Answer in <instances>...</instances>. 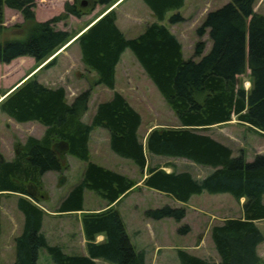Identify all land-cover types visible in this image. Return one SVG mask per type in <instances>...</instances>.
<instances>
[{"label": "trees", "instance_id": "1", "mask_svg": "<svg viewBox=\"0 0 264 264\" xmlns=\"http://www.w3.org/2000/svg\"><path fill=\"white\" fill-rule=\"evenodd\" d=\"M98 1L108 4L113 0ZM144 1L156 20L129 36L118 24L114 8L74 34L55 25L62 15L37 19L36 0H0L1 62L29 55L37 63L51 57L46 63L50 66L57 61V51L76 40L83 62L96 73L94 82L71 100L64 85H48L35 74L0 100L1 110L17 121L39 120L46 126L42 136L29 135L19 144L14 158H0V193H20L17 206L24 215L23 229L15 237L16 257L4 264H40L43 247L56 264H103L97 258L115 264H148L146 250L135 245L121 212L112 205L136 187L137 181L91 158L90 141L97 126L109 131L110 146L117 154L133 159L142 170L147 168L143 183L148 187L183 202L205 190L230 192L239 200L245 197L243 216L227 217L212 226L220 260L179 248L181 264H264L258 251L264 232L257 224V220L264 219V152L248 159L243 150L235 154L230 145L200 130L227 122L234 115L264 130V13L255 9L256 0H228L210 9L198 27L200 35L209 34V50L206 41L200 39L194 56L185 57L182 41L163 21L170 10H177L170 15V22L184 19L180 8L186 0ZM5 6L19 10L23 20L6 24ZM71 13L80 16L83 10L75 2L66 1L63 16ZM128 48L180 121L177 126L154 127L146 143L139 134L140 111L116 89L117 64ZM248 68L252 85L246 89L239 75ZM97 84L114 92L98 102L87 122L83 114ZM56 141L63 143L69 154L87 162L82 178L62 198L58 210L84 209L87 188L109 203L105 209L82 214L87 254L65 251L62 245L49 242L42 229L45 210L40 203L46 192L43 176L49 170L62 171L65 167ZM146 150L211 165L213 170L204 177H196L189 169L174 167L168 171L162 164H150ZM186 213V206L170 203L145 209L146 216L153 219L172 217L181 221ZM177 230L188 233L191 225L184 223ZM101 233L105 238L98 241Z\"/></svg>", "mask_w": 264, "mask_h": 264}, {"label": "rangeland", "instance_id": "2", "mask_svg": "<svg viewBox=\"0 0 264 264\" xmlns=\"http://www.w3.org/2000/svg\"><path fill=\"white\" fill-rule=\"evenodd\" d=\"M66 1L75 2L83 10V14L79 16L71 13L63 16ZM226 1L228 0H187L186 5L180 8L185 18L178 22L169 21L170 15L177 10L168 12L163 22L182 41L185 57L194 56L196 43L200 39L206 41V51L209 50L211 46L209 34L200 35L198 27L202 24L210 9L219 7ZM36 2L37 19L43 20L62 15L55 25L59 28L68 29L74 34L83 31L89 22L95 21V18L112 8L117 12L119 25L129 36L137 35L148 23L156 20L155 15L144 0H113L108 4L101 3L98 0H36ZM255 9L264 13V0H256ZM22 20L23 15L19 10L5 6L6 24L12 25ZM74 38L76 37L72 39ZM72 41L57 51V54L59 53L57 61L50 66L46 63L51 57L41 63L31 60L33 59L32 56H19L9 63L0 61V95L11 86H15L21 80H24V76H27L26 72H33L34 70L33 75L35 74L42 82L51 86L64 85L67 88L69 99H73L78 92L94 82L96 73L83 62L78 41ZM39 65L40 67L35 69ZM239 81L246 89L251 87L249 68L245 73L239 75ZM116 89L125 93L132 103L141 110L143 122L140 136H143L142 134L149 127L153 126V129L154 127L162 128L174 125L179 119L130 48L123 54L117 68ZM113 92L114 89L104 84L95 85L91 94L92 99L89 102L90 108L85 114V119L90 121L98 104L97 102L110 98ZM45 128V125L39 120L17 121L0 108V158H14L17 148L26 141L29 135H42ZM200 130L210 133L230 145L235 154L243 150L248 159H252L256 153L264 152V130L241 122L236 115L227 122L214 124ZM107 134L108 132L105 133L104 129L94 131L91 143V158L99 163L106 164V166L116 168V170L128 174L139 182V185L137 184L115 207L121 212L132 240L135 242L136 238L137 245L148 250V263L181 264L178 256L179 248L218 260L219 255L211 235L212 226L221 223L227 217L242 216V199H237L230 192L210 193L205 190L193 194L184 205L187 207V213L180 222L170 217L149 218L145 214L146 208L160 206L165 203L178 205L176 203L178 201L155 188L144 186L143 171L133 159L116 153V156H112ZM55 145L65 167L62 171L49 172L45 175L44 190L46 192L44 191L41 203H46L50 208L55 206L57 202L55 198L59 197L68 188H72L82 178L87 164L85 160L75 155H69L63 143L56 141ZM149 158L150 164L159 163L176 166L179 169H189L196 177H204L213 170L211 165L197 163L184 157L151 154ZM39 192L41 193L40 190ZM85 193V206L87 208H96L107 201L93 189L87 188ZM17 195L11 192L0 193L2 247L0 264L12 261L16 257L14 238L20 232L22 225L21 212L17 206ZM70 220L76 227L74 235L76 236V251L78 252L84 245V237L80 235L79 217L73 215ZM184 223H189L191 230L182 234L178 232L177 228ZM257 224L264 232V219L258 220ZM152 226H154L153 230L157 234L156 239L152 238ZM137 233L138 235L141 234L142 238H147V244H143L137 239ZM54 238L66 242L61 235H54ZM258 251L264 262V240L260 243V247L258 246ZM39 263L56 264L44 247L40 249Z\"/></svg>", "mask_w": 264, "mask_h": 264}, {"label": "crops", "instance_id": "3", "mask_svg": "<svg viewBox=\"0 0 264 264\" xmlns=\"http://www.w3.org/2000/svg\"><path fill=\"white\" fill-rule=\"evenodd\" d=\"M187 1V0H186ZM186 1H185V4L183 5V7L186 5ZM102 15V14H101ZM100 15V16H101ZM184 15V14H183ZM185 16V15H184ZM98 18V17H97ZM97 18H95V19H97ZM94 19V20H95ZM93 21V20H92ZM91 21V22H92ZM117 21H118V18H117ZM90 23V22H89ZM119 24V23H118ZM121 27V26H120ZM122 28V27H121ZM123 29V28H122ZM124 30V29H123ZM76 40H74L73 42H75ZM127 50V49H126ZM126 50L123 52V54L126 52ZM184 52V51H183ZM123 54H122V56H121V59H120V61L118 62V64H117V68H118V66H119V63L121 62V60H122V58H123ZM23 56H29V55H23ZM31 60H35V58L33 57V59H31ZM38 67H40V65L39 66H37L35 69H37ZM144 69V68H143ZM35 71L33 70V72H26L27 74V76H24L25 78H23L24 80L26 79V78H28L29 77V75L31 76V75H33V73H34ZM147 73V72H146ZM24 80H21L19 83H17L15 86H11L10 88H8L7 90H5V92L4 93H2L0 96V100L4 97V96H6L10 91H12L17 85H19V84H21ZM116 83H117V71H116ZM120 91V90H119ZM122 92V91H121ZM125 94V93H124ZM126 95V94H125ZM127 96V95H126ZM128 97V96H127ZM92 98H90V100H91ZM128 99H129V97H128ZM130 100V99H129ZM100 101V100H99ZM98 101V102H99ZM97 102V103H98ZM130 102L132 103V101L130 100ZM133 104V103H132ZM139 111H140V113H141V115H142V122H143V114H142V112H141V110L135 105V104H133ZM89 108H90V105H89ZM89 108H88V110H89ZM88 110L83 114V119L85 120V121H87V122H89L87 119H85V114H87V112H88ZM5 113V112H4ZM8 115V114H7ZM11 117V116H10ZM180 124V121H179V119H178V121L177 122H175V124L174 125H179ZM141 126H142V123H141V125H140V127H139V134H140V129H141ZM46 127V126H45ZM153 127V126H152ZM152 127H149V129L145 132V133H143L142 135L143 136H140L141 137V139L144 141V143H146V139H147V136H148V134H149V131H151L152 130ZM96 129H104V132L106 133V132H108V143H109V137H110V134H109V131L106 129V128H104V127H101V126H97V127H95L94 128V130L92 131V136H91V141H90V149H91V156H92V147H91V143H92V138H93V133H94V131L96 130ZM107 130V131H106ZM31 135H34V134H31ZM43 135V134H42ZM42 135H35V136H38V137H40V136H42ZM110 146V145H109ZM110 148H111V146H110ZM116 152L111 148L110 149V154L112 155V156H116V154H115ZM146 153H147V156H148V160L150 161V158H149V156L152 154V153H150L149 151H147L146 150ZM70 155V154H69ZM152 155H155V154H152ZM10 159H12V158H10ZM101 164H103V163H101ZM104 165H106V164H104ZM163 165V164H162ZM110 167V166H109ZM163 167L166 169V170H168V171H171L174 167H176V166H172V165H163ZM111 168H113V167H111ZM114 169H116V168H114ZM177 169H179V168H177ZM143 171V177H145L146 175H147V168L145 169V170H142ZM49 172H57L56 170H49V171H47L45 174H44V176H43V179L45 178V175L47 174V173H49ZM45 180V179H44ZM142 180V179H141ZM143 180H144V178H143ZM62 181H64L63 179H62ZM139 182H137V184H138ZM141 184V183H140ZM144 184V183H143ZM139 185V184H138ZM144 186H146V185H144ZM71 188H68V190H66L65 192H62L61 193V195L59 196V197H57V198H55V199H57V202H56V204H55V206L54 207H52V208H50L46 203L45 204H43V203H40V205L44 208V210H45V214H44V219H43V225H42V229H43V231L45 232V234H46V236H47V238H48V240H49V242H51V243H57V244H60V245H62V247L64 248V250L65 251H67V252H69V253H72V254H87L88 253V250H87V245H86V237H85V234H84V230H83V225H82V214L84 213V212H86V211H95V210H102V209H105V208H107V207H109V203H108V201H105L104 203H102L101 205H99L98 207H96V208H87L86 206H85V201H86V193H85V198H84V209H81V210H71V211H59L58 210V206H59V203H60V201L62 200V198L69 192V190H70ZM133 189H131L126 195H124L119 201H117V202H114V203H112V205L113 206H116V204H118L125 196H127L131 191H132ZM162 192V191H161ZM6 193H10V192H6ZM11 193H16V194H18L16 197H17V200H18V197H19V195H20V193H18V192H11ZM165 193V192H164ZM165 194H167V193H165ZM169 195V194H168ZM171 196V195H170ZM173 197V196H172ZM192 197V196H191ZM174 198V197H173ZM176 199V198H175ZM242 199V203L244 202V200H245V197H242L241 198ZM178 202H176L178 205H176V206H179V205H185L187 202H183V201H180V200H178V199H176ZM190 200V199H189ZM187 208V207H186ZM19 209V208H18ZM20 210V209H19ZM20 212H21V217H22V219H21V221H22V225H21V230H20V232H18L17 234H16V236L18 235V234H20L21 233V231H22V229H23V225H24V215H23V213H22V211L20 210ZM243 213V212H242ZM73 215H76V216H78L79 217V227H80V235H82L83 237H84V245H83V247H82V249H79L80 251H76L77 250V248H76V242H75V235H74V231H75V229H76V227H75V224L70 220V218L73 216ZM242 216H243V214H242ZM150 218V217H149ZM165 218H168V217H165ZM170 218H172V217H170ZM161 219V218H160ZM224 221V220H223ZM222 221V222H223ZM258 221V220H257ZM180 222V221H179ZM126 226H127V224H126ZM153 227L154 226H152V238H155L156 239V236H157V234L155 233V231L153 230ZM127 230H128V228H127ZM129 232V231H128ZM130 234V233H129ZM54 235H56V236H62L63 238H64V240H66V242L65 241H62V240H59V239H55L54 238ZM15 236V237H16ZM131 236V235H130ZM104 238H105V234H103V233H101V234H98L97 235V240L98 241H102V240H104ZM132 238V237H131ZM15 239V238H14ZM137 239H139V241L140 242H143V244H147V238L146 239H144V238H142V235L141 234H139L138 235V233H137ZM75 242V243H74ZM134 242V241H133ZM135 245L138 247V248H143V249H145L146 250V252H147V263L149 262L148 261V255H149V252H148V250L145 248V247H140V246H138L137 245V240H136V238H135ZM262 243V242H261ZM143 244H142V246H143ZM215 245V244H214ZM0 246H1V234H0ZM14 247H15V241H14ZM259 247H260V244H259ZM2 248V247H1ZM16 250V249H15ZM218 255H219V253H218ZM201 256V255H200ZM203 257V256H202ZM15 259V258H14ZM13 259V260H14ZM12 260V261H13ZM97 260L99 261V262H101V263H103V264H115V263H112V262H110V261H107V260H105V259H102V258H97ZM220 260V255H219V259L217 260V261H219ZM149 264V263H148Z\"/></svg>", "mask_w": 264, "mask_h": 264}]
</instances>
